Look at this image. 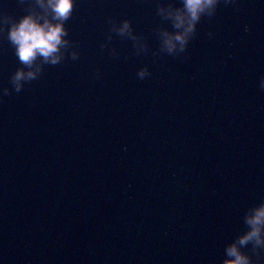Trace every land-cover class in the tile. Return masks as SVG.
I'll return each mask as SVG.
<instances>
[{
	"label": "water",
	"instance_id": "95a60500",
	"mask_svg": "<svg viewBox=\"0 0 264 264\" xmlns=\"http://www.w3.org/2000/svg\"><path fill=\"white\" fill-rule=\"evenodd\" d=\"M176 9L75 0L60 63L31 68L0 22V264L230 259L264 203V0H221L170 54ZM29 10L51 18L0 0V16ZM37 67L16 92L15 72ZM252 243L238 247L256 260Z\"/></svg>",
	"mask_w": 264,
	"mask_h": 264
},
{
	"label": "clouds",
	"instance_id": "9594fccd",
	"mask_svg": "<svg viewBox=\"0 0 264 264\" xmlns=\"http://www.w3.org/2000/svg\"><path fill=\"white\" fill-rule=\"evenodd\" d=\"M38 2L45 7L46 12L50 11L51 18L45 15L41 22L40 15L34 10L27 11L18 19L10 15L0 16V22L8 26L7 36L16 47V55L19 61L29 68L34 64L37 57H42L45 63L51 65L60 63L61 48L68 45V41L65 39L68 35L65 22L72 16L75 8V0H47V5L43 4V0H38ZM183 2L186 12L176 9L169 13L173 26L176 29L183 28V32H177L174 36L165 32V45L170 54L175 49V42L177 41L180 44V51L185 50L188 39L195 33V25L201 16L212 17L221 0H183ZM227 2L229 0H225V3ZM128 28L129 22L125 21L121 33ZM75 58L73 56V59ZM39 71V67L36 71L30 70L27 73L23 69H18L12 77L15 91L20 92L22 90L21 81L31 82L37 79ZM149 74L148 69L143 68L138 72V77L143 79ZM3 92L5 95L10 94L7 89ZM246 222L251 226L250 230L241 235L236 242L227 246L226 253L230 259H226L224 264H260V252L257 249L264 248V238L261 236V228L264 225V203L255 209L254 215L248 216ZM250 241L253 242L251 251L256 254V260H252L247 253L240 251L238 247V245H247Z\"/></svg>",
	"mask_w": 264,
	"mask_h": 264
}]
</instances>
